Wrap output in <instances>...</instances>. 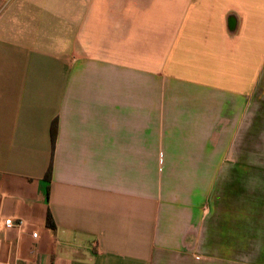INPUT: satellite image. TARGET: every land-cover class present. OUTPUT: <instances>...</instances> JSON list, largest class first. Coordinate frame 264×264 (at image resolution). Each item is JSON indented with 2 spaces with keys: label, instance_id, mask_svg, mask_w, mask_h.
<instances>
[{
  "label": "crops",
  "instance_id": "0c3cea01",
  "mask_svg": "<svg viewBox=\"0 0 264 264\" xmlns=\"http://www.w3.org/2000/svg\"><path fill=\"white\" fill-rule=\"evenodd\" d=\"M259 89L264 0H0V264H264Z\"/></svg>",
  "mask_w": 264,
  "mask_h": 264
},
{
  "label": "rangeland",
  "instance_id": "374dc122",
  "mask_svg": "<svg viewBox=\"0 0 264 264\" xmlns=\"http://www.w3.org/2000/svg\"><path fill=\"white\" fill-rule=\"evenodd\" d=\"M253 112L254 114H261L262 112H264V90L259 89L257 94L255 95V99H254V105H253ZM240 141V138H239ZM244 142L240 143L239 142V146H238V150L240 151L244 146ZM233 158V155H231Z\"/></svg>",
  "mask_w": 264,
  "mask_h": 264
},
{
  "label": "trees",
  "instance_id": "16d2710c",
  "mask_svg": "<svg viewBox=\"0 0 264 264\" xmlns=\"http://www.w3.org/2000/svg\"><path fill=\"white\" fill-rule=\"evenodd\" d=\"M51 133H52V141H53V146H54L55 145V141H56V137H57V123H56V121L53 122L52 132ZM51 175H52V167L50 166L48 171H47L46 177H45V179H46V181L48 183L51 182ZM47 226L49 228H54V223H53L52 218H51L50 215L48 216V219H47Z\"/></svg>",
  "mask_w": 264,
  "mask_h": 264
},
{
  "label": "built area",
  "instance_id": "2783aa9c",
  "mask_svg": "<svg viewBox=\"0 0 264 264\" xmlns=\"http://www.w3.org/2000/svg\"><path fill=\"white\" fill-rule=\"evenodd\" d=\"M5 226L6 227H12L14 225L12 219H7L5 222H4ZM21 224V223H20ZM33 237H37V234H34Z\"/></svg>",
  "mask_w": 264,
  "mask_h": 264
}]
</instances>
